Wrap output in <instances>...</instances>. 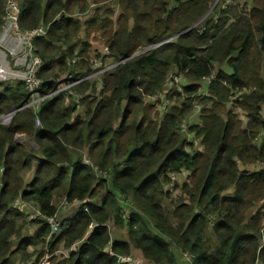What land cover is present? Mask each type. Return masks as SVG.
Listing matches in <instances>:
<instances>
[{
  "label": "trees",
  "instance_id": "trees-1",
  "mask_svg": "<svg viewBox=\"0 0 264 264\" xmlns=\"http://www.w3.org/2000/svg\"><path fill=\"white\" fill-rule=\"evenodd\" d=\"M109 1L19 0L22 29L60 13L34 40L41 94L68 72L90 70L93 40L117 65L97 97L81 102L83 117L57 93L0 123V264L46 256L47 264H118L109 249L138 250L151 264H264V0H116L118 14ZM4 7L0 0V28ZM170 72L182 77L181 92L165 90ZM159 92L165 97L147 101ZM28 99L22 82L2 83L0 115ZM62 198L81 206L57 233L11 207L21 199L49 217ZM91 225L75 252L53 256Z\"/></svg>",
  "mask_w": 264,
  "mask_h": 264
},
{
  "label": "built area",
  "instance_id": "built-area-1",
  "mask_svg": "<svg viewBox=\"0 0 264 264\" xmlns=\"http://www.w3.org/2000/svg\"><path fill=\"white\" fill-rule=\"evenodd\" d=\"M19 13H20V4L19 0H5L4 14L2 17V26L0 28V89L1 84L4 82H22L25 85V88L28 92V101L21 106L13 107L7 113L0 115L1 124H9L13 116L21 111L22 109H32L34 112L39 109L41 103L47 98L57 93H64L67 96H71L77 107L79 108L83 99L88 96L91 99L97 97L99 91L102 89L101 79L103 75L110 72V70L117 65V63H112L109 57V49L107 46L102 47L101 50L94 52L93 56L89 61V71L79 72L83 74L80 78H76V75L79 73L68 72L61 76V80H58L57 89L51 93L41 94L39 89L43 86L44 81L38 76V70L42 66L40 57L36 54L37 48L34 44V40L38 37L45 35L51 23L54 20L59 19L60 13L46 25H38L33 29H22L19 26ZM7 45V47H5ZM158 45V44H157ZM157 45H153L155 47ZM96 54H100L99 57ZM80 59H72L71 63L76 64ZM212 77V76H211ZM211 77H205L204 84L210 82ZM182 77L174 72H170L166 77V85L170 81L173 82V90L176 87L178 92H181V81ZM83 82H88L90 86L87 89L86 93H74L72 89ZM91 85H94L95 90L92 89ZM167 90V86L165 87ZM172 90V91H173ZM171 92V91H170ZM240 94V93H238ZM236 94V95H238ZM203 95H207V92L204 91ZM159 97H165L163 92H159L157 95L149 97L147 101L155 102ZM235 98V97H233ZM167 102L162 104V109L167 106ZM77 108V109H78ZM190 119V118H189ZM190 121V120H189ZM191 122V121H190ZM36 126H40L39 119L36 118ZM183 130H187V123H182ZM82 161L86 164L90 163V159L86 154H83ZM96 170V168H95ZM186 175L187 173L184 172ZM188 175V174H187ZM172 181L177 180L175 176L171 177ZM61 202H64V205H74L78 204V209L81 206V203H68L66 199H61ZM87 198L85 200L89 201ZM13 209L22 211L26 214L27 219H36V218H45L47 224L50 227L51 233H57L60 231L59 221L57 220L56 215L44 217L39 209H37L32 204L23 202L21 199H16L11 203ZM77 209V211H78ZM84 211H87V208L83 207ZM76 211V212H77ZM76 212L69 216V218L74 217ZM67 218V217H65ZM263 224H264V212H263ZM92 225L89 227L85 236L73 243L68 249L58 248L55 250V254H59L62 257H67L71 252H75L83 241L86 239V236L89 234ZM259 249L264 245V228L261 229ZM110 255L116 257L118 264H142V259L138 258L134 254L129 255H115L110 249L108 250ZM49 256H46L40 264H47V259Z\"/></svg>",
  "mask_w": 264,
  "mask_h": 264
},
{
  "label": "rangeland",
  "instance_id": "rangeland-1",
  "mask_svg": "<svg viewBox=\"0 0 264 264\" xmlns=\"http://www.w3.org/2000/svg\"><path fill=\"white\" fill-rule=\"evenodd\" d=\"M107 4H111V5H113V7H114V9H115V13L118 14V12H119V7L116 6V0H110ZM97 37H99V36L97 35ZM99 38H100L101 41L103 40L101 37H99ZM92 39H93V35L90 36V40H91V41H92ZM92 45H93L96 49H98V50H101L102 47H103V46H102L103 43H100L98 40H93V41H92ZM5 47H7V45H6ZM94 52H95V51H94ZM93 54H94V53H93ZM93 54H92V56H93ZM182 82H183V80H182L181 83H180L181 86H182ZM173 85H174L173 82L170 81V82L168 83V85H167V90L170 89V88H172ZM174 91H177V90H176V87H175ZM75 114L78 115L79 117H83V115H84V109L80 106V107L76 110ZM263 115H264V113H263ZM241 117H242V119H244V117H243L242 114H241ZM189 120H190L191 122H198V109H196V110L194 111V113L190 116V119H189ZM16 140H17V142H19V143H26L28 146H32V145H33L32 142L28 141L27 138H26L24 135H18L17 138H16ZM196 145L198 146V143H197V142H196ZM183 179H184V176L181 177V178H179V179L177 180V183L180 184V183L183 181ZM61 201H62V200H58V201L56 202V207H57V220H58V221H59V220H62V219L65 218V217L72 216V215L77 211V209H78V204H74V205H64V202H61ZM120 203H121V204H124L122 201H120ZM251 213H252V212H251ZM262 220H263V215H262ZM263 228H264V226H263ZM263 228H262V229H263ZM30 231H31V229H30ZM110 233H111V236H112L114 239H115V238H123V237L125 236L123 231H121V230H117L116 228H114V227H112V226H110ZM134 252H135L136 254H135ZM132 254H134V255H136L138 258L142 259V261H143L142 264H151V261H149V260H146V261H145V260H144V258L142 257V254H141L140 251H138V250H134ZM53 256H58V257H60L61 255H59L58 253H57V254L53 253Z\"/></svg>",
  "mask_w": 264,
  "mask_h": 264
},
{
  "label": "crops",
  "instance_id": "crops-1",
  "mask_svg": "<svg viewBox=\"0 0 264 264\" xmlns=\"http://www.w3.org/2000/svg\"><path fill=\"white\" fill-rule=\"evenodd\" d=\"M32 232V231H31ZM123 238H125V236L123 237ZM135 253V252H134ZM136 254V253H135Z\"/></svg>",
  "mask_w": 264,
  "mask_h": 264
}]
</instances>
